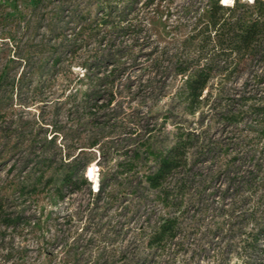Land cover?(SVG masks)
<instances>
[{
	"label": "rangeland",
	"instance_id": "rangeland-1",
	"mask_svg": "<svg viewBox=\"0 0 264 264\" xmlns=\"http://www.w3.org/2000/svg\"><path fill=\"white\" fill-rule=\"evenodd\" d=\"M220 1L0 0V264L264 261V236L249 235L264 225V179L246 188L226 174L238 141L260 147L264 138L207 114L205 91L188 113L179 91L178 68L207 63L199 30L210 9L227 17L248 2ZM260 73L208 84L239 87ZM179 130L195 136L199 181L184 196L180 233L149 248L160 219L174 213L136 189L138 175L119 163L137 162L145 140L166 148ZM137 163L140 172L152 165ZM69 170L79 176L75 189L61 186Z\"/></svg>",
	"mask_w": 264,
	"mask_h": 264
},
{
	"label": "trees",
	"instance_id": "trees-1",
	"mask_svg": "<svg viewBox=\"0 0 264 264\" xmlns=\"http://www.w3.org/2000/svg\"><path fill=\"white\" fill-rule=\"evenodd\" d=\"M232 3L234 0L220 1L226 8H230ZM235 6L240 9L227 17L217 15L215 7L210 9L207 25L199 30L207 34V63L192 73L188 66L178 68L176 73L185 75L179 91L187 101L186 109L190 114H194L201 107L205 91L207 114L217 115L228 127L236 129L239 123L243 122V126L238 130L259 134L260 143L261 138H264V0L236 3L233 7ZM109 7L112 9L113 6ZM258 69H261L262 73L256 75L255 83H245L239 87L220 83L208 84L214 77L230 79L243 72L253 74ZM194 138L189 131L179 130L174 142L162 149L154 148L149 140H145L143 148L135 150L131 157V161L146 163L145 165L152 161V165L147 166L145 171L140 172L137 162L126 166L119 163L121 173L138 175L139 183L136 189L153 191L158 204L172 209L174 213L160 219L146 240L149 248L162 249L180 233L184 196L192 185L199 181L196 180L198 172L194 169L197 158L190 160L191 149L197 146ZM237 144L240 145V154L229 158L232 170H227L226 174L231 175L229 179L243 187L256 188L264 179V144L259 147L257 143L246 144L242 140ZM213 147L207 145V157L213 153ZM196 149L200 155L203 153L200 145ZM85 165H82V169ZM78 177L71 170L65 172L61 178V186L77 188ZM81 182L85 183L84 180ZM106 186V182L99 181L98 192L106 189ZM14 221L15 219L9 220L5 224H12ZM249 235L254 241L257 240V235L264 236V225L255 234ZM261 264H264V261Z\"/></svg>",
	"mask_w": 264,
	"mask_h": 264
},
{
	"label": "built area",
	"instance_id": "built-area-1",
	"mask_svg": "<svg viewBox=\"0 0 264 264\" xmlns=\"http://www.w3.org/2000/svg\"><path fill=\"white\" fill-rule=\"evenodd\" d=\"M248 1H250V2H251V1H253V0H248Z\"/></svg>",
	"mask_w": 264,
	"mask_h": 264
}]
</instances>
